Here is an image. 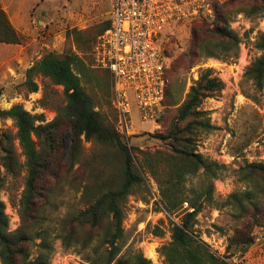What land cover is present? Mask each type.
<instances>
[{
	"label": "rangeland",
	"instance_id": "1",
	"mask_svg": "<svg viewBox=\"0 0 264 264\" xmlns=\"http://www.w3.org/2000/svg\"><path fill=\"white\" fill-rule=\"evenodd\" d=\"M189 2L190 7L205 3L212 12L208 17L202 13L203 9L199 16L187 14L163 32L160 43L170 62L168 107L157 115L156 122L140 120L134 108L133 126L123 135L117 130L111 77L104 70L94 68L92 58L93 44L109 21V0H0L2 10L21 37L20 44L0 43V112L22 105L32 115H43L45 123L55 120L67 104L64 87L38 75L34 80L39 89L31 93L25 85L26 71L49 53L79 56L90 70L88 77L82 79L85 92L106 123L114 124L128 145L135 147L136 168L145 179L144 186L129 195L125 203L120 259L127 260L142 253L151 264H166L162 247L172 241L173 227L181 225L187 213L194 211L192 203L195 202L200 211L192 222L193 231L216 257L230 264H264V162L250 160L254 154L258 158L264 156V89L259 91L245 76L250 64L262 56L256 45L264 33V2ZM226 4L228 26L239 38L238 47L231 45L232 50L225 53L221 46L215 50L220 56L208 57L195 48L192 29L203 24L210 29L224 28L219 15ZM207 69L224 83L220 94L205 99L200 106L207 114L204 118L210 120L214 128H199L179 137L190 136L195 153L221 166L213 180V198L204 194L209 177L201 169L195 176L182 181L183 200L178 199L173 206H168L162 198V186L170 187V182L174 180L175 183L177 177L170 176L171 164L167 157L173 154V141L166 140V136L168 129L175 126L178 110L191 87ZM185 125L181 123L180 127ZM6 132L16 135L15 122L0 114V140ZM257 142L261 146L255 147ZM15 145L24 163L17 140ZM69 145L70 137L65 136L63 156ZM83 150V159L93 160L96 171L101 170V152L96 143L83 140ZM156 152L161 157L155 164L154 174L147 167L144 153ZM78 166L75 164L74 169ZM25 177V168L16 179L7 176L1 191L11 231L21 223L18 207L11 201L17 203L20 199ZM97 177H100L99 172ZM84 179L80 173L62 171L60 179L53 181L51 204H44L48 219L45 226L54 245L51 264H89L82 253L66 249L61 240L54 239L61 218L84 207ZM184 202L192 209L189 210Z\"/></svg>",
	"mask_w": 264,
	"mask_h": 264
},
{
	"label": "trees",
	"instance_id": "2",
	"mask_svg": "<svg viewBox=\"0 0 264 264\" xmlns=\"http://www.w3.org/2000/svg\"><path fill=\"white\" fill-rule=\"evenodd\" d=\"M264 2V0H262ZM227 4L222 6L219 21L224 28L210 29L208 25H195L192 29L194 46L198 52L208 57L221 54L215 50L221 46L227 53L238 47V36L229 29ZM102 28L101 34L109 27ZM100 35V34H99ZM0 43L20 44L21 37L0 6ZM256 47L262 56L250 64L245 76L253 81L259 91L264 89V33ZM196 54V52H195ZM237 54V53H236ZM224 55V54H223ZM89 68L77 55L58 56L54 53L44 55L26 71L25 85L29 92H37L38 84L34 78L38 75L49 78L56 85L64 87L67 104L55 120L45 123L43 115H32L22 105H14L1 111L4 117L12 118L17 133L12 136L6 132L0 140V259L2 264H51L54 253L53 240L44 213L45 205H50L49 196L53 193V181L60 179V173H80L85 177L82 191L83 208L70 211L61 218L55 240H61L66 249L82 253L89 264H151L150 260L138 253L131 258L120 259L124 238L123 222L125 203L129 195L144 186L145 179L136 168L135 147H131L116 130L115 125L106 123L99 111L95 110L93 100L85 92L82 79L89 75ZM111 77V74L108 71ZM167 71V77H168ZM169 79V77H168ZM169 86L166 90V108L168 107ZM224 90V83L207 69L190 89L187 98L180 106L175 126L168 129L166 140L173 141V154L168 156L171 164L170 176L177 181L170 187L162 186V198L168 206L176 200H183L181 183L193 177L199 170L209 177V186L204 187L209 199L213 198L214 183L221 166L208 161L203 155L191 148V137H179L180 134L199 128L211 130L214 127L205 119V111L200 106L207 98H212ZM116 120V115H115ZM67 125L65 126V122ZM37 122H40L37 124ZM45 123V124H43ZM186 124L184 128L180 124ZM65 136L70 137V145L64 155ZM18 141L25 162L21 163L16 150ZM83 140L94 142L101 152V170L96 171L93 160L83 159ZM147 167L155 174L154 168L161 157L159 152L144 153ZM96 161V160H95ZM75 164L78 168L74 169ZM22 168L26 170L23 193L15 203L20 216V226L11 231L6 205L1 199V191L6 185L7 176L16 179ZM99 172L100 177H97ZM163 185V184H162ZM171 189V191H170ZM188 202H184V204ZM189 206V204H188ZM194 211L187 213L181 225L173 227L172 241L162 247L166 264H230L218 258L209 247L198 239L193 231V220L200 207L192 203ZM191 210V207H187ZM101 230V233L97 232ZM34 250V252H32ZM34 253V254H32Z\"/></svg>",
	"mask_w": 264,
	"mask_h": 264
},
{
	"label": "built area",
	"instance_id": "3",
	"mask_svg": "<svg viewBox=\"0 0 264 264\" xmlns=\"http://www.w3.org/2000/svg\"><path fill=\"white\" fill-rule=\"evenodd\" d=\"M189 1L109 0L110 25L95 40L92 58L94 68L111 74L116 125L121 134H128L133 126L134 108L140 120L153 122L166 109L170 62L160 43L163 32L187 14L199 16L203 9L208 17L212 12L205 3L190 7ZM255 145L261 146L260 142ZM250 160L264 162V156L254 154Z\"/></svg>",
	"mask_w": 264,
	"mask_h": 264
}]
</instances>
